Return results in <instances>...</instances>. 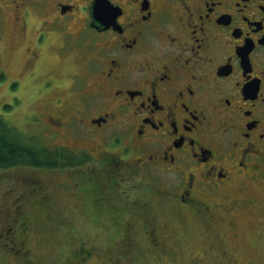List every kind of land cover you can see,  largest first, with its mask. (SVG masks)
I'll list each match as a JSON object with an SVG mask.
<instances>
[{"label":"flooded vegetation","instance_id":"flooded-vegetation-1","mask_svg":"<svg viewBox=\"0 0 264 264\" xmlns=\"http://www.w3.org/2000/svg\"><path fill=\"white\" fill-rule=\"evenodd\" d=\"M19 77L37 81L32 115L68 161L34 168L62 175L61 195L87 225L67 221L57 192L30 179L22 197L69 233L60 264L147 250L171 264L181 249L191 264H242L258 235L246 213L264 208V0H0V81ZM24 204L6 233L37 230Z\"/></svg>","mask_w":264,"mask_h":264},{"label":"rangeland","instance_id":"rangeland-1","mask_svg":"<svg viewBox=\"0 0 264 264\" xmlns=\"http://www.w3.org/2000/svg\"><path fill=\"white\" fill-rule=\"evenodd\" d=\"M51 59L52 58H49L48 56L45 61L38 66L37 73L39 74V79L37 80L40 81L43 72L50 71L52 66H54L52 65L54 63L50 61ZM20 62L21 60L15 61L14 64L9 67V75L11 74V76H15L14 74H16L19 68H21V66L23 65ZM62 64H60V67H62ZM65 65L68 66L67 68L65 66V72L66 70L69 71L68 69H72L73 67H75L73 60L66 61ZM68 79L69 77L64 76L62 84L64 83L67 86ZM34 82L37 81L34 79L25 80V78L21 79L20 77L17 79V81H0V116L3 119L7 120L9 124L13 125L16 130H19L25 140L31 142L35 141L37 143H40L41 145H44L45 141L46 143H48L49 141L45 133H42L40 125L35 122L34 115H32L33 112H35V107L33 106L34 96L31 95V91L35 86L33 85ZM56 176L58 177L56 178ZM59 176L62 177L61 174H53L51 171H45V173H42L41 171L38 172L35 168L33 169L25 166L0 168V247L3 245V242L7 240L10 242V246L12 248L9 250H5L4 252L0 249V264H60V262H62L64 255L68 252L65 249L66 247H63L64 240L66 244H68L67 241L69 243L71 242L69 241V236H67L69 233L66 232L65 234H63V236H61V234L59 233V229H57L58 226L53 221V218L55 217L53 216L50 219H46L43 216L42 206L36 203V198L27 196L22 197L24 195H27V188H30V179L32 180L36 177L39 180H36L33 184L42 185L43 183L45 190L46 187H48L49 189L57 192L52 193V199H54L55 202L58 201L59 203H62L61 213L65 216L67 221L70 219L71 221L76 222L79 226L86 225L85 223H83V220H76V218L74 217L77 213V210H75L77 207L75 204H73V198L71 196H68L66 199L65 196L61 195L66 194L69 190V187L67 182H61L62 179H60ZM55 178L56 180H54ZM262 193L264 196V187H262ZM91 195L94 196V193L88 191L89 198ZM16 197L19 198L16 199ZM12 201H14V206L22 202L25 203L27 205L25 212V214H27V217L35 220V223L39 222L44 227H40V229L37 228V230L31 228L26 229V233L22 235V238L24 239L23 242L20 241V239H22L21 236L16 237V232L8 234L4 230V228H8V226H13L14 218L17 217L16 223H19L22 220V217L19 216L20 214L15 213V209L13 210L14 206L11 205ZM168 217L172 218V216L169 214L167 217H165V219L164 217H161V221H167ZM245 218L250 219L245 220V223L250 221L248 228L249 231H256L258 232V235L257 237L254 236L252 238V245L246 248V252L244 253L240 251L241 254H238L237 257L242 264H246V262H242V260L245 261V259L248 258L253 261H257L256 264H264V208L255 206L252 207V209H250V211L246 213ZM96 225V239L102 241V238L104 236L109 237L108 230L112 229V222L106 220L99 222ZM34 227L36 226L34 225ZM99 227L102 231V233L100 234H98ZM72 228L73 226H71V224L69 223L66 225L65 230H72ZM47 232L48 236L46 235ZM84 232L85 231H82L81 233ZM60 238L63 241H60ZM199 247L200 244H193L194 249H197ZM16 249L19 250L20 253H16ZM149 252V250L145 252V257L137 254L136 257L134 256L130 259L128 258L127 262L126 258L124 259L123 256H120V253L116 252H114V254L110 253L108 255H99L98 257L100 259H105L104 262L100 261V259L97 260V257L92 255L90 263L153 264L151 261V259H153V255L149 254ZM22 253L23 256L21 255ZM191 253L188 252V250L181 249L180 253H177L178 256L176 254L177 258H175L174 256L171 261L172 263H170L191 264L188 262V256L189 254L191 255ZM108 256L111 259H108ZM26 259L31 260L33 263L27 262ZM209 263L212 264L211 261H209ZM159 264L169 263H166V261L162 260Z\"/></svg>","mask_w":264,"mask_h":264},{"label":"trees","instance_id":"trees-1","mask_svg":"<svg viewBox=\"0 0 264 264\" xmlns=\"http://www.w3.org/2000/svg\"><path fill=\"white\" fill-rule=\"evenodd\" d=\"M58 150H52L35 141H27L22 133L0 116V168L12 166L54 169L65 167L68 161H62ZM54 213V212H53ZM40 220V219H39ZM40 229L42 224L35 223ZM48 236V232L46 233Z\"/></svg>","mask_w":264,"mask_h":264},{"label":"water","instance_id":"water-1","mask_svg":"<svg viewBox=\"0 0 264 264\" xmlns=\"http://www.w3.org/2000/svg\"><path fill=\"white\" fill-rule=\"evenodd\" d=\"M93 16H95V13L93 12Z\"/></svg>","mask_w":264,"mask_h":264}]
</instances>
